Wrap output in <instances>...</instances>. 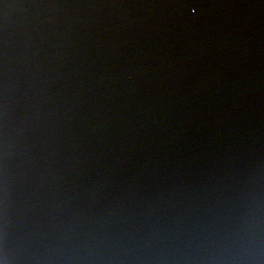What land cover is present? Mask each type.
Listing matches in <instances>:
<instances>
[{"label":"water","instance_id":"obj_1","mask_svg":"<svg viewBox=\"0 0 264 264\" xmlns=\"http://www.w3.org/2000/svg\"><path fill=\"white\" fill-rule=\"evenodd\" d=\"M9 11L6 20L0 17L4 25L11 22L15 26L10 32L5 30L6 37L0 45V91L3 90V94L0 92V188L3 190L0 195L3 214H13L18 220L14 223L5 222L3 217L0 220V257L6 255L10 264H26L27 187H8L14 180L21 179L16 176L19 173L25 177L22 183L27 184L26 7H12ZM15 101L17 107L11 109ZM17 167L20 171L14 172Z\"/></svg>","mask_w":264,"mask_h":264},{"label":"snow or ice","instance_id":"obj_2","mask_svg":"<svg viewBox=\"0 0 264 264\" xmlns=\"http://www.w3.org/2000/svg\"><path fill=\"white\" fill-rule=\"evenodd\" d=\"M172 3L176 6L180 7H190L193 9H197L200 7H204V0H172ZM45 6L40 2V0H0V17H3L4 20L7 18V9L16 7V8H24V7H40ZM54 6V5H52ZM2 188H0V192H2ZM3 197L0 196V220L3 217Z\"/></svg>","mask_w":264,"mask_h":264},{"label":"clouds","instance_id":"obj_3","mask_svg":"<svg viewBox=\"0 0 264 264\" xmlns=\"http://www.w3.org/2000/svg\"><path fill=\"white\" fill-rule=\"evenodd\" d=\"M0 264H10L8 257L5 255L0 257Z\"/></svg>","mask_w":264,"mask_h":264}]
</instances>
